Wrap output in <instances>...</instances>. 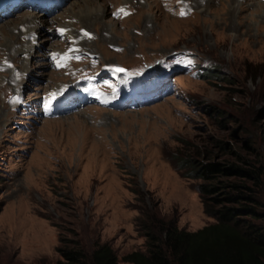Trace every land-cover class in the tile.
Masks as SVG:
<instances>
[{
  "label": "rangeland",
  "instance_id": "rangeland-1",
  "mask_svg": "<svg viewBox=\"0 0 264 264\" xmlns=\"http://www.w3.org/2000/svg\"><path fill=\"white\" fill-rule=\"evenodd\" d=\"M121 4L134 12L112 18ZM92 8L98 19L84 16ZM60 10L48 23L26 10L0 22V34L11 33L9 23L37 18L39 42L30 57L9 58L0 39V64L8 67L9 60L20 68L19 83L26 74L28 99L68 78L46 66L45 51L60 45L49 38L52 26L48 31L57 19L68 28L66 39L80 28L96 33L83 45L97 52L98 64L136 67L181 51L192 56L193 66L173 74L171 93L148 105L85 107L55 118L9 109L4 96L14 80L0 68V264H56L60 241L72 239L87 253L107 244L117 264H129L122 260L126 253L144 250L138 223L157 218L194 231L214 222L203 212L201 180L187 173L190 166L227 164L236 152L264 161V3L66 0ZM17 41V49L28 42ZM197 64L202 73L214 67L215 76L197 74Z\"/></svg>",
  "mask_w": 264,
  "mask_h": 264
},
{
  "label": "trees",
  "instance_id": "trees-1",
  "mask_svg": "<svg viewBox=\"0 0 264 264\" xmlns=\"http://www.w3.org/2000/svg\"><path fill=\"white\" fill-rule=\"evenodd\" d=\"M205 69L201 76H215L214 67ZM187 173L201 180L198 197L204 214L214 222L194 231L157 218L153 223H138L144 250L130 251L122 260L129 264H264V224L256 223L264 219V161L236 152L227 164L206 161L190 166ZM57 252L61 258L56 264H117L107 244H97L87 253L77 239L68 240V245L61 240Z\"/></svg>",
  "mask_w": 264,
  "mask_h": 264
},
{
  "label": "bare ground",
  "instance_id": "bare-ground-1",
  "mask_svg": "<svg viewBox=\"0 0 264 264\" xmlns=\"http://www.w3.org/2000/svg\"><path fill=\"white\" fill-rule=\"evenodd\" d=\"M93 12H94V9L92 8L90 10V12L89 11H86V13L84 12L86 14L84 16H87L86 18H88L89 20H91L92 18L98 19L97 17H99V16L94 15ZM95 12H96V10H95ZM101 12H103V11L101 10L98 13H101ZM34 18L35 17H33V19L22 20V22H19V23H13V24L9 23L6 27H8V30H11V33L2 32L0 34L1 35L0 39H4L3 47H4V50L8 51L7 55L9 56V58L12 57L14 53H23L24 55H27L29 52H32V50L34 49L35 46H33L30 43V41H28L23 47H21L19 49H17L16 46H14L15 44L18 43L17 39H18L19 35L22 36L24 34L36 31V28H37L36 20H37V18L36 19H34ZM55 22L58 24H61L60 21H58V19ZM66 25L70 26V23L66 22ZM62 27H65V26H62ZM12 29L17 31L16 33L18 36H16L15 34L12 33Z\"/></svg>",
  "mask_w": 264,
  "mask_h": 264
},
{
  "label": "snow or ice",
  "instance_id": "snow-or-ice-1",
  "mask_svg": "<svg viewBox=\"0 0 264 264\" xmlns=\"http://www.w3.org/2000/svg\"><path fill=\"white\" fill-rule=\"evenodd\" d=\"M182 15H183V13H182Z\"/></svg>",
  "mask_w": 264,
  "mask_h": 264
}]
</instances>
